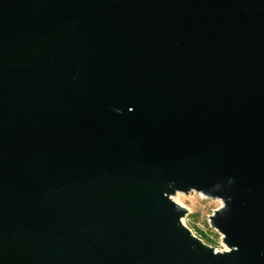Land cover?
<instances>
[{"label":"water","instance_id":"1","mask_svg":"<svg viewBox=\"0 0 264 264\" xmlns=\"http://www.w3.org/2000/svg\"><path fill=\"white\" fill-rule=\"evenodd\" d=\"M0 264H264V0H0Z\"/></svg>","mask_w":264,"mask_h":264},{"label":"rangeland","instance_id":"2","mask_svg":"<svg viewBox=\"0 0 264 264\" xmlns=\"http://www.w3.org/2000/svg\"><path fill=\"white\" fill-rule=\"evenodd\" d=\"M173 199L188 211L182 222L196 238L218 252L226 250L221 236L209 227L208 217L220 208V202L207 200L199 195H177Z\"/></svg>","mask_w":264,"mask_h":264}]
</instances>
